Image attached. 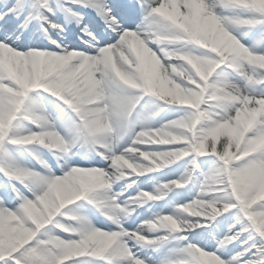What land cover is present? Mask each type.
Returning <instances> with one entry per match:
<instances>
[{"label": "snow or ice", "instance_id": "obj_1", "mask_svg": "<svg viewBox=\"0 0 264 264\" xmlns=\"http://www.w3.org/2000/svg\"><path fill=\"white\" fill-rule=\"evenodd\" d=\"M0 264H264V0H0Z\"/></svg>", "mask_w": 264, "mask_h": 264}, {"label": "clouds", "instance_id": "obj_2", "mask_svg": "<svg viewBox=\"0 0 264 264\" xmlns=\"http://www.w3.org/2000/svg\"><path fill=\"white\" fill-rule=\"evenodd\" d=\"M202 211H207V208H205V209H202Z\"/></svg>", "mask_w": 264, "mask_h": 264}, {"label": "bare ground", "instance_id": "obj_3", "mask_svg": "<svg viewBox=\"0 0 264 264\" xmlns=\"http://www.w3.org/2000/svg\"><path fill=\"white\" fill-rule=\"evenodd\" d=\"M46 42V41H45Z\"/></svg>", "mask_w": 264, "mask_h": 264}]
</instances>
